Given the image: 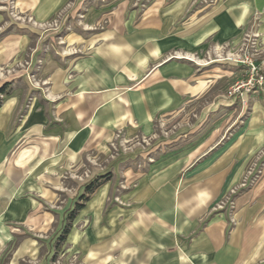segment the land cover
I'll return each instance as SVG.
<instances>
[{"label": "crops", "instance_id": "1", "mask_svg": "<svg viewBox=\"0 0 264 264\" xmlns=\"http://www.w3.org/2000/svg\"><path fill=\"white\" fill-rule=\"evenodd\" d=\"M65 2L18 0V6L43 20ZM187 5L181 1L173 9L184 13ZM256 14L259 23L253 29L263 32L264 0L221 1L178 29L173 17L156 13L145 28L103 33L99 44L68 69L50 63L40 73L48 80L47 97L38 94L28 101L20 91L0 94V264H39L27 233L50 222L48 207L62 176L73 171L93 135L122 126L131 132L133 123L149 133L160 113L209 96L219 70L212 57L222 44L240 42ZM7 50L0 43V65L7 61ZM209 99L203 115L224 101L219 95ZM252 112L244 129L220 146L225 150L217 163L210 156L193 168L194 182L178 176L181 161L148 174L135 194L136 211L113 221V235L85 232L86 263L104 264L108 253H115L114 264H264V191L252 204L241 200L230 226L224 216L201 223L226 187L228 172L222 165L242 163L252 148L264 145L259 100Z\"/></svg>", "mask_w": 264, "mask_h": 264}, {"label": "rangeland", "instance_id": "2", "mask_svg": "<svg viewBox=\"0 0 264 264\" xmlns=\"http://www.w3.org/2000/svg\"><path fill=\"white\" fill-rule=\"evenodd\" d=\"M181 1L188 4L184 13L173 9ZM221 1L224 0H66L50 17L38 20L20 9L18 0H0V43L8 49L7 61L0 65V81L10 79L7 89L20 91L28 101L38 94L44 96L48 92V80L41 76L42 70L48 71L46 67L50 63L68 69L76 59L87 56L91 46L99 44L103 33L145 28L148 17L156 13L167 19L173 17V26L178 29L179 24L195 13ZM258 23L256 14L240 42L222 44L212 57L218 59L215 64L219 70L215 72L217 78L209 96L187 102L171 113H160L153 119L149 133H143L133 123L134 131L124 126L114 127L87 141L73 171L62 176L56 198L48 207L50 222L27 233L35 241L37 263L87 264L81 244L85 232L91 236L97 231L113 235V221L136 211L135 194L148 174L176 167L181 161L177 174L191 183L196 180L193 168L200 161L211 156L217 163L225 150L220 146L249 122L255 100L264 108V85L248 95L243 92L238 99L237 96L225 98L229 86L246 77L247 67L238 62L243 53L249 52L255 61L264 59V31L253 29ZM212 95H219L224 101L212 109L214 112L203 115ZM261 122L264 127V117ZM211 147H215L213 151L202 157ZM247 155L242 163L239 159L222 165L224 172H228L226 187L204 212L202 224L213 216H224L230 226L244 204L241 200L252 204L258 198V191H264V145L252 148ZM97 175H107L109 179L90 195L70 221L69 234L61 240L64 228L70 223L67 215L79 201L85 184ZM195 232L186 237L194 236ZM114 257L115 253H108L104 264H114Z\"/></svg>", "mask_w": 264, "mask_h": 264}, {"label": "built area", "instance_id": "3", "mask_svg": "<svg viewBox=\"0 0 264 264\" xmlns=\"http://www.w3.org/2000/svg\"><path fill=\"white\" fill-rule=\"evenodd\" d=\"M238 62L247 67V74L243 80L229 86L226 93L228 97H241L243 92L246 95L264 85V59L255 61L249 52H244Z\"/></svg>", "mask_w": 264, "mask_h": 264}, {"label": "trees", "instance_id": "4", "mask_svg": "<svg viewBox=\"0 0 264 264\" xmlns=\"http://www.w3.org/2000/svg\"><path fill=\"white\" fill-rule=\"evenodd\" d=\"M8 85L9 82H5L0 86V94H9L12 91L11 89H7ZM108 179L109 177L107 175H97L95 178L91 179L87 184H85L84 191L79 196V201L75 203V205L67 215L68 222H70L74 218L76 213L83 207L84 202L89 198V195ZM69 224L70 223H68L64 228L63 234L60 236L61 240L65 239V236L69 231Z\"/></svg>", "mask_w": 264, "mask_h": 264}]
</instances>
